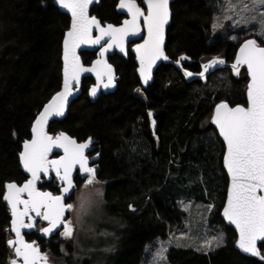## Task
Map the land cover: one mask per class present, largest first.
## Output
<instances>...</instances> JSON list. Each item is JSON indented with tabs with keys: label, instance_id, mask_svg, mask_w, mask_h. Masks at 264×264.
Masks as SVG:
<instances>
[{
	"label": "trees",
	"instance_id": "1",
	"mask_svg": "<svg viewBox=\"0 0 264 264\" xmlns=\"http://www.w3.org/2000/svg\"><path fill=\"white\" fill-rule=\"evenodd\" d=\"M219 5V0L172 4L166 53L173 61L188 57L181 61L183 69L198 73L217 57L233 62L239 45L250 37L264 46L258 37L241 31L234 34L235 41L218 37L211 43ZM116 6L117 0H102L92 14L118 25L122 16ZM69 26V16L53 0H0V264L14 258L7 244L12 236L5 185L26 181L19 155L22 143L31 138L37 115L61 88L62 44ZM82 59L90 65L95 53L83 52ZM110 61L121 77L117 90L92 103L88 90L93 80H84L67 118L50 125L54 135L65 132L79 142L97 141V179L108 184L107 204L127 225L116 252L103 264H143L147 246L184 227L178 202L185 194L213 205L211 221L224 235V244L208 252L172 247L166 253L170 264H264L235 249L237 234L221 218L228 188L222 165L225 146L211 124L221 100L247 105L246 69L238 75L224 69L206 82L187 83L175 66L161 65L153 84L143 90L131 53L127 59L115 56ZM149 112L156 121L157 139ZM43 188L58 191L52 184ZM30 240L62 264L90 262L76 257L75 247L59 236L47 240L35 235ZM260 250L264 255V244Z\"/></svg>",
	"mask_w": 264,
	"mask_h": 264
},
{
	"label": "snow or ice",
	"instance_id": "2",
	"mask_svg": "<svg viewBox=\"0 0 264 264\" xmlns=\"http://www.w3.org/2000/svg\"><path fill=\"white\" fill-rule=\"evenodd\" d=\"M91 2L92 0H55V3L71 13V27L63 40V88L52 96L36 117L31 129L32 139L23 142L24 150L19 154L20 161L23 168L31 174V179L19 186L15 182L5 185L6 192L3 194V199L10 206L11 231L15 234L14 239L7 241L9 247L14 249L15 258L10 259V264H48L47 253L42 252L35 241L26 242L21 234V229L35 227L36 217L47 221L48 226L39 229L45 235L54 233V230L61 226L63 227L61 236L73 235V222L65 217V213L71 212L74 205L66 203L65 198L72 199L74 189L72 173L76 165H79L80 172L87 174L86 184L98 183L96 170L88 166V157L84 154V150L91 143V138L83 143H77L63 132L53 137L45 131L50 116L63 114L68 96L73 91V85L79 86L82 73H96L97 84L91 88L93 96L103 83V76L107 77V83H103V87L107 88L113 82L111 65L102 59H97L92 62L91 67H86L81 62L76 49L82 44H101V41L107 37V41L101 45L100 57H103L105 51L113 45L124 51L126 38L140 34L142 19L147 35L142 37L143 43L135 45V50L140 61V76L144 83L151 79V69L155 61L161 58L168 59L163 41L165 25L170 17L169 0H143L147 6L146 10L140 7L136 0H120L118 7L126 10L131 18L124 20L119 27L112 24L101 27L97 18L88 14V6ZM237 8L239 11H236ZM229 12H235L237 16L246 12L258 15L259 20L256 19V15H253L251 21L243 17L242 19L246 24L251 22L258 29L260 37L264 39V0H248L247 3L239 0L238 4L227 0L225 13ZM221 19H231V17L227 14L217 17L212 24L213 29L220 26ZM239 22V20L235 21V23ZM93 27L98 30L99 35H92ZM186 59L189 58L181 56L175 63L180 65L181 60ZM223 63H225L223 59L212 58L201 66L203 71L196 75L205 78V74L213 66ZM241 66H246L250 78L246 86L247 106L237 103L233 107L227 101L221 100L215 105L211 119L218 127L226 145L223 165L230 177L223 216L235 225L239 233L236 242L239 248L264 260V255L257 248L258 241L264 242V46H261L256 39H245L240 45L235 62L231 65L232 71L238 75ZM101 68L105 71H101ZM183 71L185 76L193 75L187 69ZM148 115L151 116L152 113L149 112ZM152 123L155 124V121L153 120ZM53 147L63 149L64 155L49 160L48 154ZM49 170H53L62 182L60 195L42 192L36 187L41 173L47 175ZM23 194H27V199L23 198ZM80 200V210L86 212L85 198L81 197ZM213 241L219 246L223 241V234L220 233L205 241V248L211 247ZM166 251L162 243L153 258V264L166 260Z\"/></svg>",
	"mask_w": 264,
	"mask_h": 264
},
{
	"label": "rangeland",
	"instance_id": "3",
	"mask_svg": "<svg viewBox=\"0 0 264 264\" xmlns=\"http://www.w3.org/2000/svg\"><path fill=\"white\" fill-rule=\"evenodd\" d=\"M219 2L215 21L217 17H223L225 14L231 19H221L220 26L213 29L211 43L218 37H228L235 41L234 34L240 31L245 36L253 34L264 42V39L258 34V29L251 22L244 23V19L251 21L253 15L256 14L246 12L237 16L235 12L225 13L227 0H219ZM243 2L247 3L248 0H243ZM232 3L238 4L239 0H232ZM236 11H239V8ZM256 19L259 20L260 17L256 15ZM237 20L240 22L235 23ZM97 181L98 183L86 184L77 189L72 200L74 209L69 212L68 216L74 225L73 235L64 239L66 244H72L75 247L76 257L79 255L81 258L88 259L89 264H101V262L103 264L113 255L127 228L124 220L114 215L107 204L105 194L108 184ZM81 197L85 198L86 212L80 210ZM178 203L185 214L184 227L169 233L166 239H158L152 245L147 246L143 264H153V258L162 243L167 251L176 247L206 250L207 252L214 251L224 244L223 235V241L219 243V246L216 241H213L211 247L205 248V241L220 234L211 221L213 207L211 203L198 201L195 197L186 194L179 198ZM209 205H211L210 208ZM167 251L165 252L166 260H161L159 264H170L167 259ZM48 256L51 264H62V262L53 259L51 255L48 254Z\"/></svg>",
	"mask_w": 264,
	"mask_h": 264
},
{
	"label": "water",
	"instance_id": "4",
	"mask_svg": "<svg viewBox=\"0 0 264 264\" xmlns=\"http://www.w3.org/2000/svg\"><path fill=\"white\" fill-rule=\"evenodd\" d=\"M101 1H102V0H92V2H91V3L89 4V6H88V14H89V16H95V15L92 14V9H93L96 5H98ZM175 1H176V0H169L170 17H169V21H168V23L165 25L164 41H163V48H164V51H165V54H166V55H167V53H166L167 32H168V29H169V27L171 26V23H172V10H171V6H172V4H173ZM119 2H120V0H117L116 11H117V13H118L119 15H122V16L125 17V18L123 19V21L121 22V24H119V25H115V24H112V23H103L98 17L95 16V17L97 18V20L100 22L101 27H106V25H108V24H112V25H114V26L119 27L120 25L123 24L124 20H126V19H130V18H131V17L127 14L126 10L121 9V8L118 7ZM136 2H137V1H136ZM53 4H54V5H55V6H56V7H57L62 13H64V14H66V15L69 16V18H70V26H69V29H70V27H71V13H70L67 9H64V8L60 7L57 3H55V0H53ZM137 4H139V2H137ZM139 5H140V4H139ZM140 7L144 8L145 10H146V8H147V6H146L144 3H142V5H140ZM140 23H141V32H140V34H139V35H135V36L130 35V36H128V37L126 38V41H125V44H124V51H121V49H120L118 46L113 45L112 47L108 48L107 51H105L103 57H100V49H101V45H103V44L107 41V39H108L107 37H105L104 40L101 41V44H96V45H92V44H87V45H85V44H82V45H80V46L76 49L77 54L80 56L81 62H82L83 64H84V62H83V59H82V53H83V52H91V53H95V54H96V58H95L93 61H96L97 59H102V60L106 61L107 64L111 65V73H112V76H113V82L110 84L109 87H107V88L103 87V83H107V77H106V76H103V77H102L103 83L101 84L100 87L97 88L96 95L93 96V95H91V88H92L93 85L97 84L96 73H95V72H86V73H82L81 76H80V83H79V86L73 85V91H72V93L68 96L67 103H66V105H65V108H64V112H63V114H62V115H52V116L49 117L48 122H47V124H46V126H45V131H47L49 135H52L53 137H55V136L57 135V134L54 135V134H52V133L50 132V125H51L53 122H60V121H63V120H65V119L67 118L72 103H73L76 99H78V98L81 96L82 92H83V83H84V80L89 79V78L93 80V84L90 86V88H89V90H88V97H89V100H90L92 103H95V102H96V101H97L102 95L112 94V93H114V92L117 90L118 83H119V81L121 80V77L117 74V71H116L115 66L110 62V59H111L112 57H114L115 55H118V56H121V57L127 58V57H128V53H129V51L132 52V54L135 56V63H136V65H137L136 73H137V76H138V78H139V80H140V82H141V86L143 87V89H148V88L153 84L155 73H156L157 69H158L161 65H172V66H175V67H176L177 69H179V71L184 75V71H183V68L181 67V63H180V65H177V64L175 63V61L171 60L169 57H168L167 60L161 58V59L156 60L155 63L152 65V69H151V79H149L147 83H144L143 79H142L141 76H140V71H139V69H140V61H139V59L137 58V53H136V50H135V45H136V44H141V43H143V39H142V37H145V36L147 35V31H146V29H145L144 26H143V21H142V19H141ZM69 29H68V30H69ZM68 30H67V32H68ZM67 32H66V33H67ZM66 33H65V35H66ZM92 35H93V36L99 35V32H98V30H97L95 27H93ZM64 37H65V36H64ZM250 38H251V39H256V38H254V37H250ZM250 38H247V39H250ZM63 40H64V39H63ZM256 40H257V39H256ZM243 42H244V41H243ZM243 42H242V43H243ZM257 42L259 43L258 40H257ZM242 43H241V44H242ZM131 44H133V45L131 46ZM241 44H240V45H241ZM259 44H260V43H259ZM240 45H239V47H240ZM261 46H262V45H261ZM239 47H238V49H237L236 54H237L238 51H239ZM235 57H236V56H235ZM217 58H219V57H217ZM219 59H223V60L225 61V63H223V64H217V65L213 66V68H211V69L209 70V72L205 74V78H200L199 76L196 75V73H193L192 76H185V75H184V78H185V80L187 81V83H193V82H196V81L206 82L207 79H208L212 74H214V73L217 72V71L224 70V69L232 70L231 65L235 62V59H234L233 62H227V61L225 60V58H219ZM210 60H211V59H210ZM93 61H92V62H93ZM181 61H182V60H181ZM207 62H208V61H207ZM207 62H206V63H207ZM84 65H85L86 67H91V66H92V63H91L90 65H86V64H84ZM63 67H64V60H63V44H62V85H61V88H60L59 91H61L62 88H63V78H64V77H63ZM243 68L246 69V66H241V67H240V71H241ZM101 71H105V69L101 68ZM201 71H203V69H201ZM240 71H239V72H240ZM191 73H192V72H191ZM198 73H199V72H198ZM248 78H249V77H248ZM249 79H250V78H249ZM59 91H58V92H59ZM55 94H56V93H55ZM55 94H54V95H55ZM54 95H53V96H54ZM246 97H247V95H246ZM47 103H48V102H47ZM47 103H46V104H47ZM228 103H229V102H228ZM229 105L232 106L230 103H229ZM234 106H235V105H234ZM234 106H233V107H234ZM245 106H247V105H245ZM42 110H43V108H42ZM42 110H41V111H42ZM214 110H215V108H214ZM41 111H40V112H41ZM40 112H39V113H40ZM213 113H214V111H213ZM212 115H213V114H212ZM37 116H38V115H37ZM150 117H151V129H152V132H153V134H154L155 131H156V121H155V119L153 118L152 115H151ZM35 120H36V119H35ZM153 120L155 121V124L152 123ZM34 122H35V121H34ZM211 124H212V126L214 127V129L216 130V132L218 133V136H219L220 140L223 142V144H224V146H225V151H226V145H225V143H224V141H223V137L220 136L218 127H217L214 123H212V119H211ZM63 133H65V132H63ZM65 134H66L67 136L71 137L69 134H67V133H65ZM72 138H73V137H72ZM31 139H32V132H31V138H30L29 140H31ZM73 139H75V138H73ZM75 140L77 141V139H75ZM86 141H87V140H86ZM84 142H85V141H84ZM77 143H83V142H79V141H77ZM96 148H97V141L91 139V143H89L88 147L84 150V154H85V156L88 157V154H89L90 152L94 151ZM23 150H24V149H23V143H22V150H21V152H22ZM225 151H224V152H225ZM63 155H64L63 149H61V148H57V147H53L52 151L48 154V159H49V160H51V159H55V158H57V157H59V156H63ZM223 155H224V154H223ZM98 159H99V154L96 156V158H93V159H89V157H88V166L90 167V164H91L92 162L98 161ZM20 164H21L22 172L24 173V175H25L26 178H27L26 180L31 179V174L28 173V172L23 168V165H22L21 161H20ZM222 165H223V159H222ZM223 168H224V171H225V173H226V175H227V177H228V187H229V184H230V177L228 176L227 169L224 167V165H223ZM78 171H79V165H76V166L74 167V169H73V173H72V178H73V183H74V189H73V191H72V196H73L74 192L76 191L75 177H76V174H77ZM79 172H80V171H79ZM80 173H81L82 175H86L85 173H82V172H80ZM52 175L56 177V173H55L53 170H49V172H48L47 175H44L43 173H41L40 178H39V179L37 180V182H36V187H37L40 191H42V192H51L53 195H60V194H61V190H60V193H58V194H54V193H53L52 191H50V190H42V189L39 188V185H40L42 182H44V181H46V180H51V176H52ZM96 176H97V171H96ZM24 182H25V181H24ZM24 182H23V183H24ZM56 182L62 187V182H61L57 177H56ZM23 183H22V184H23ZM16 184H17L18 186H19V185H22V184H18V183H16ZM227 190H228V188H227ZM5 192H6V188H5ZM23 198L27 199V194H23ZM67 201H68V199H67V197H66V198H65V202L68 203ZM226 201H227V193H226V200H225V203H226ZM4 202L7 204L8 208H9V211H10V216H11V209H10V206L8 205V203H7L6 201H4ZM20 207H22V205H21ZM33 215H34V214H33ZM68 216H69V212H66V213H65V217H66L67 219H68ZM221 218L223 219V221L225 222V224H226L228 227H230L231 229H233V230L235 231V233L237 234V240H238V239H239V233H238V231L236 230L235 225H234V224H231L229 221H227V220L224 218V216H223V209H222V211H221ZM11 219H12V216H11ZM37 220H42V219H40L39 217H36V219H35V223H36ZM26 221H27V218H25V223H27ZM42 222H43V223H46V226H45V227L48 226L47 221L42 220ZM34 229H35V227H33V228H31V229H29V228H23V229H21V234H22V236L24 237V240H25L26 242H29V243L33 242V241H29V240H27V238H26V236H25V233H26V232L34 231ZM10 231H11V221H10ZM62 231H63V227L61 226V227L57 228L56 230H54V233H52V234L45 235V234L42 233L41 231H40V234H41V236H42L43 238H45V239H51L52 237H55L58 233H60V232H62ZM11 236H12L11 239H14V238H15V234H14L12 231H11ZM66 238H67V237H64V236H63L62 239L64 240V239H66ZM237 240H236V242H237ZM35 242H36V241H35ZM262 244H264V242H261V241H258V242H257V248H258L259 250H260V245H262ZM36 246H38V247L40 248V250H41L42 252H44L43 249H42V247H41L37 242H36ZM10 248L13 250V255H14V249H13L12 247H10ZM235 249H236L239 253H241L243 256H245V257L255 258V259H258V260L264 262V260H261L260 257H258V256H253V255H251L250 253H245L243 250H241V249L239 248V246L237 245V243H235ZM260 252H261V250H260ZM45 253H46V252H45ZM261 254H262V252H261ZM47 255H48V254H47ZM14 258H15V257H14ZM48 258H49V256H48ZM49 259H50V258H49ZM49 259H48V264H51L50 261H49ZM9 264H10V263H9Z\"/></svg>",
	"mask_w": 264,
	"mask_h": 264
},
{
	"label": "flooded vegetation",
	"instance_id": "5",
	"mask_svg": "<svg viewBox=\"0 0 264 264\" xmlns=\"http://www.w3.org/2000/svg\"><path fill=\"white\" fill-rule=\"evenodd\" d=\"M137 1V0H136ZM138 2V1H137ZM142 3H143V1L140 3L139 2V4L140 5H142ZM122 16V15H121ZM125 17L124 16H122V20H121V22L123 21V19H124ZM121 22H120V24H121ZM119 25V24H118ZM133 44H131V46H132ZM132 54V52L131 51H129V53H128V57H129V54ZM133 55V54H132ZM115 56H118V55H115ZM114 56V57H115ZM119 57H121V56H119ZM127 57V58H128ZM133 57H134V61H135V56L133 55ZM95 58H96V54H95ZM113 58V57H112ZM122 58H124V57H122ZM127 58H125V59H127ZM111 62V61H110ZM136 64V63H135ZM136 70H137V65H136ZM141 88L143 89V87L141 86ZM143 90H146V89H143ZM151 121V120H150ZM152 134H153V132H152ZM153 137L155 138V139H157V137H156V131H155V133L153 134ZM99 154V159H100V152H99V150H98V147L94 150V151H92V152H90L89 154H88V157H89V159H93V158H96V156ZM99 159H98V161H95V162H92L91 164H90V167H94L95 168V170L97 171L98 170V166H99ZM86 176H87V174L86 175H82L79 171L77 172V174H76V177H75V183H76V191H77V189L80 187V186H84V185H86V183H85V179H86ZM27 179V178H26ZM96 179H97V176H96ZM98 180V179H97ZM46 184H52V186H55L57 189H58V191L57 192H53L54 194H58V193H60V190H61V186L56 182V177L55 176H51V180H46V181H44V182H42L40 185H39V188L40 189H42V190H50L51 191V189H49V188H43ZM76 191L74 192V194H73V196H72V199L71 200H68L67 202L68 203H72V200H73V198H74V195H75V193H76ZM26 222H28V221H26ZM46 226V223H43L42 222V220H37L36 221V223H35V229H34V231H31V232H26L25 233V236H26V238H27V240H29V241H31L30 240V238H33L35 235H39L41 238H43L42 236H41V234H40V231H39V229H41V228H43V227H45ZM56 236H59V237H61L62 238V236L60 235V233H58ZM43 239H45V238H43ZM47 240H49V239H47ZM34 241H36V240H34ZM37 242V241H36Z\"/></svg>",
	"mask_w": 264,
	"mask_h": 264
}]
</instances>
